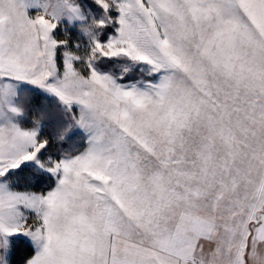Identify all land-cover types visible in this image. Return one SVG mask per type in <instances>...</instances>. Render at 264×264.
Masks as SVG:
<instances>
[{
  "label": "snow or ice",
  "instance_id": "1",
  "mask_svg": "<svg viewBox=\"0 0 264 264\" xmlns=\"http://www.w3.org/2000/svg\"><path fill=\"white\" fill-rule=\"evenodd\" d=\"M0 264H264V0H0Z\"/></svg>",
  "mask_w": 264,
  "mask_h": 264
},
{
  "label": "rangeland",
  "instance_id": "2",
  "mask_svg": "<svg viewBox=\"0 0 264 264\" xmlns=\"http://www.w3.org/2000/svg\"><path fill=\"white\" fill-rule=\"evenodd\" d=\"M71 35H73V36L75 37L76 33L73 32V33H71ZM58 147H59V145H55L53 150H56ZM38 190H40V189H38ZM38 190H37V191H38Z\"/></svg>",
  "mask_w": 264,
  "mask_h": 264
},
{
  "label": "trees",
  "instance_id": "3",
  "mask_svg": "<svg viewBox=\"0 0 264 264\" xmlns=\"http://www.w3.org/2000/svg\"><path fill=\"white\" fill-rule=\"evenodd\" d=\"M33 190H38V189H33Z\"/></svg>",
  "mask_w": 264,
  "mask_h": 264
}]
</instances>
